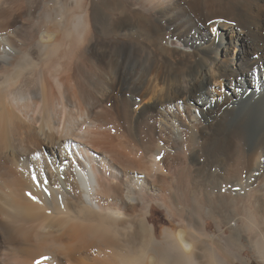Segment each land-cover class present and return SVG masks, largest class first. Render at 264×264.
<instances>
[{
  "label": "bare ground",
  "instance_id": "bare-ground-1",
  "mask_svg": "<svg viewBox=\"0 0 264 264\" xmlns=\"http://www.w3.org/2000/svg\"><path fill=\"white\" fill-rule=\"evenodd\" d=\"M259 100L264 0H0V264H264Z\"/></svg>",
  "mask_w": 264,
  "mask_h": 264
},
{
  "label": "rangeland",
  "instance_id": "rangeland-1",
  "mask_svg": "<svg viewBox=\"0 0 264 264\" xmlns=\"http://www.w3.org/2000/svg\"><path fill=\"white\" fill-rule=\"evenodd\" d=\"M98 5L99 6H97V30L95 32V34H96L95 36L100 43H105V44L107 43L108 44V43L112 42V38H113V31H112L113 21H114V19L116 20V17L118 15H119L118 18H120L122 15L120 16L121 13L119 12L118 9H115L111 6L99 3V1H98ZM169 46H171L173 48L185 49V50L188 48V46H186L184 43H182L181 41L176 40V39L170 40ZM234 48L235 47L233 44L232 51H234ZM246 89H249V88H246ZM257 102H259V105L264 110V107L261 104L263 101L259 100ZM243 111L244 110H241L239 112L242 113ZM238 120L241 121L240 116H239ZM258 120H259L260 124H258L257 127H255L256 129L252 132L254 139H256L264 131V117L260 116ZM204 178L205 177H203V180H207ZM205 183H206V181H205ZM165 214L166 213L162 208H159L156 205H152V209L148 213V220H149L150 225H152L154 227H158V225L165 223ZM207 225H208V228L213 227L211 219H207ZM177 230H181L185 234L186 224L185 223H182V224L178 223L176 225V231ZM233 260H234L233 264H263V263H261V261H259V259L254 254V252L248 247L244 249V251L242 252V257L240 259L234 258Z\"/></svg>",
  "mask_w": 264,
  "mask_h": 264
},
{
  "label": "snow or ice",
  "instance_id": "snow-or-ice-1",
  "mask_svg": "<svg viewBox=\"0 0 264 264\" xmlns=\"http://www.w3.org/2000/svg\"><path fill=\"white\" fill-rule=\"evenodd\" d=\"M157 159H160V157L159 156H157ZM34 180H35V177L33 178ZM29 195H31V194H29ZM33 199H35V197H32Z\"/></svg>",
  "mask_w": 264,
  "mask_h": 264
}]
</instances>
